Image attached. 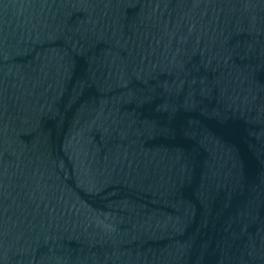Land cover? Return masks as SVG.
Here are the masks:
<instances>
[{
    "label": "water",
    "instance_id": "95a60500",
    "mask_svg": "<svg viewBox=\"0 0 264 264\" xmlns=\"http://www.w3.org/2000/svg\"><path fill=\"white\" fill-rule=\"evenodd\" d=\"M0 264H264V0H0Z\"/></svg>",
    "mask_w": 264,
    "mask_h": 264
}]
</instances>
